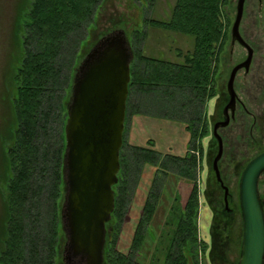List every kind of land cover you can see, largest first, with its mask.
Here are the masks:
<instances>
[{"label": "trees", "instance_id": "1", "mask_svg": "<svg viewBox=\"0 0 264 264\" xmlns=\"http://www.w3.org/2000/svg\"><path fill=\"white\" fill-rule=\"evenodd\" d=\"M101 2L27 0L21 6L16 38L22 54L12 73L15 86L11 97L13 117L0 132L3 154V168H0L3 199L0 264H19L21 260L27 264H55L61 259V255L56 254L62 234V203L59 201L62 186L58 185L60 177L55 178L52 170L56 167V174L61 173L57 160L65 144L68 98L75 72L86 53L114 29L102 33L87 52H81L77 61H70L77 45L86 42ZM231 2L175 0L166 18H145V23L154 28L191 38L192 48L184 54L181 50L178 52L181 60L145 54L146 29L131 32L133 56L128 108L143 106L153 111L159 95L166 93V98L173 101V107L177 106L181 117L199 106H206L217 95L215 75L220 54L230 35L231 21L225 7ZM69 46L68 62L71 64L67 65L64 55ZM53 134L56 139L53 143L50 139L46 140L48 143L42 139ZM52 149L54 154L50 151ZM44 150L54 158L51 171L40 167L44 159H40L39 154ZM120 161L122 169L114 186L115 208L111 214V231L106 236L103 264H145L147 228L167 189L169 173L175 172L179 173V178H189L193 184L184 199L175 187L177 190L156 244L160 253L161 247L164 248L163 259L158 264H239L243 230L237 221V215L242 216L240 205L234 204L233 211L227 212L222 197L219 201L213 191L210 196H205L211 203L212 216L205 230L209 239L201 236L197 161L187 157H170L163 165L168 172L163 175L155 172L131 247L128 252L120 250L118 243L123 223L143 164H157L160 157L154 149L131 146L128 151L122 149ZM213 177L219 185L214 172ZM43 179H50L51 184H46ZM174 183L177 186V179ZM261 204L264 210V198H261ZM236 251L237 257H233L231 253Z\"/></svg>", "mask_w": 264, "mask_h": 264}, {"label": "rangeland", "instance_id": "2", "mask_svg": "<svg viewBox=\"0 0 264 264\" xmlns=\"http://www.w3.org/2000/svg\"><path fill=\"white\" fill-rule=\"evenodd\" d=\"M237 2L238 0H232V2L225 7V13L230 17L231 21L229 28L230 35L220 54V60L215 75L217 95L209 100L208 103L211 116L209 122L210 135L207 136L204 141L205 146L209 142L210 161L208 163L207 157L204 156L205 159L203 160L206 162L205 181L202 179V183L200 182L199 187L200 233L201 236L208 239L209 234L206 233L205 230L211 222L212 210L210 208L211 203L205 199L204 195L206 196L208 194V196H210L212 191L213 193L215 192V196L219 198V201L220 197H222L224 202L223 206H225V191L221 184L218 185L213 177V160L218 152V140L214 136L213 128L216 122L225 119L223 108L228 103L230 97L227 90V82L231 70L235 65L245 60L248 55L245 46L239 42L232 43L231 30L237 13ZM23 3H27V0H0V132L6 128L13 117L11 97L13 88L15 93V86L12 80V73L22 54L17 44L16 27ZM174 3L175 0H102L96 11L95 21H93L90 26L91 30L86 42L81 41L77 45L76 50L72 53L73 59H70V61H77V57H79L81 52H87L92 42L96 41L102 33L112 28L114 29L110 30L109 33L114 30L123 29L126 33L129 45L132 31L135 29H146L147 37L144 42L145 54L168 60H181L178 52L181 50L182 54H184L187 50L192 48L191 38L174 31L157 29L145 23V18L147 17L166 18L170 14L171 6ZM240 32L244 39L254 48V56L250 70L247 72L245 69H241L236 76L235 89L240 101L237 102L235 117L231 119L229 125L219 128V133L224 141V153L219 162V166L224 183L229 188V210L226 206L224 207L227 212L233 211L234 204L237 206L238 204L240 205L239 185L245 165L251 158L264 150V0H246ZM84 44L87 45L84 47ZM70 50L71 46H69V49L64 55V57H66V59L64 58L65 64H71L68 62V52ZM65 95L67 96V91ZM146 121L147 120L138 122V131H136L137 137L136 139H132L136 144H138L137 142H141V136L144 137L141 129L143 124H145L147 127L149 126L151 130L149 133L150 137L151 134L154 136L151 137L152 139L155 140V136L158 139L161 138V143H163V145L170 144L176 147L177 154L183 155L185 153L188 138L186 123L179 122V131L175 132L170 131V123H145ZM56 125L58 128V122ZM161 125L165 131L170 132L167 134V132L160 131ZM42 139L45 140L44 142H47V139H50L52 143L56 141L54 134L53 136H49V138L42 137ZM163 149V152L169 151V148L164 147ZM50 151L54 154V149ZM43 152L44 153L39 154V158L44 159L40 167H42V170L47 168L48 171L50 168L51 171V164L54 158L52 154L48 155L45 150ZM2 161L3 154L0 138V168H3ZM154 173L155 166L147 165L145 169L143 168L142 170L139 183L123 223L118 243V248L123 252H128L131 247L134 230L141 216V209L148 191L150 190ZM168 179L167 189L157 208V213L152 220V228L156 230L157 233L161 232L160 228H162V226L164 227L165 218L168 214V209L171 206V200L176 189L175 187H177L174 183L176 181L175 175H170ZM181 180L177 189L180 191L182 199H184L190 191V184L189 181L185 179ZM44 181L46 184H51L50 179ZM203 187L208 191L207 193H203ZM259 193L260 197L264 198V173L260 177ZM45 196V198L48 199V196ZM2 200L0 188V215L3 210ZM233 215L232 213L231 216ZM237 221L242 224L243 229V217L240 216V214L237 215ZM61 232H63L62 229ZM148 243V248L145 250L146 259L147 261L149 260L148 263H150L152 257L156 258V256L157 260L161 261L163 259L164 248L161 247L160 253L155 250V243ZM237 252L238 251L231 253L233 257H237ZM26 260L28 261V259ZM19 264L27 263L21 260Z\"/></svg>", "mask_w": 264, "mask_h": 264}, {"label": "water", "instance_id": "3", "mask_svg": "<svg viewBox=\"0 0 264 264\" xmlns=\"http://www.w3.org/2000/svg\"><path fill=\"white\" fill-rule=\"evenodd\" d=\"M246 0H238L232 26V43L246 47L245 60L230 73L229 101L225 119L214 124L218 152L213 170L223 187L229 210V188L224 183L219 162L224 141L219 128L235 116L238 93L237 73L250 70L254 48L244 39L240 26ZM133 52L123 29L102 36L79 64L72 84V100L65 126L67 142V194L62 217L68 232V258L80 257L85 264H103L106 222L115 208V190L120 171L127 98ZM264 171V150L245 165L240 178L239 197L243 217L242 252L239 264H264V210L259 178Z\"/></svg>", "mask_w": 264, "mask_h": 264}, {"label": "flooded vegetation", "instance_id": "4", "mask_svg": "<svg viewBox=\"0 0 264 264\" xmlns=\"http://www.w3.org/2000/svg\"><path fill=\"white\" fill-rule=\"evenodd\" d=\"M129 95L130 94H128V97H129ZM166 97H167L166 93H163V95H159L157 102H156L157 104H156L155 110H153V111L149 110L147 108H144L143 106L140 109H136V108L132 109V108H128V105H127L126 118H125V129H124V135H123V145H122L121 151H122V149H124L125 151H128L129 148H131V146H140V147L151 148V149L156 150L159 153L160 161L154 165L150 162H145L143 164L142 170H143V168L145 169V166H147V165L155 166V172H159L160 175L166 174L168 172V169H165L163 167V165L166 163L167 159L170 157H187L191 160L195 158L197 161V165L195 167V170H197L196 176H197V181H198V184L200 187V182L202 183V179H203V181H205V164H206V162L203 159H205V157H207L208 163L210 161L209 142L205 146V141H204V139L210 135V124H209V122H210L211 116H210V109H209V105H208L209 102L207 103L206 106H204V107L199 106L196 110H190L186 114H183V116L180 117L177 106L173 107L171 105V103L173 101L171 99L166 98ZM15 98L16 97L14 96V99ZM68 99H69V104H68V115H69V106H70V103L72 100V87H71V94H70V97ZM127 101H128V98H127ZM238 101H240V100L238 99ZM201 108H203V109L201 110ZM223 115H224V117H226L224 114V108H223ZM234 117H232V118H234ZM67 119H68V116H67ZM67 119H66V123H67ZM144 120H147L145 123H152V122H154V123L155 122L166 123V124L170 123L171 124V130L170 131H175V132L179 131V128H180L179 122L186 123V131L188 132V138H187V147H186L185 153L183 155L177 154L178 152H177L176 147H174L173 145H170V144L163 145V143H161V138L158 139L155 136L156 141L154 139H152L151 137H154V136H152V134H151V137H150L149 133L151 132V130H150L149 126L147 127V125H145V124H143V127L141 129V132L144 134V137L141 136V138H142L140 140L141 142H137L138 144H136L132 139H136V137H137L136 131H138L137 130L138 122L139 121L144 122ZM149 121H151V122H149ZM66 123H65V126H66ZM160 128H161L160 131L162 130V132H167V134L170 132V131H165L164 128L162 127V125ZM64 137H65V144H64V147H63L62 151L60 152V154L58 153V160H57V163L58 164L60 163L58 166V171H60L61 173L56 174V171H57L56 167H54V169L52 170V174L55 178H57V176L60 177V181H59L58 185L62 186L61 187L62 188L61 189L62 195L60 196L59 201H60V203H62V205L60 207V216H61L60 217L61 218L60 219V225H61V229L63 232H61L62 234L60 235V238H59V244L57 245L58 251L56 254V256L58 254H60L61 259H57L55 261V264H85V262L82 261L80 259V257H71L69 259L68 254H67L68 232H67V227H66L65 221L62 217V209H63L64 203H65L66 194H67V181H66L67 142H66L65 128H64ZM59 146H61V144H59ZM164 147L169 148V151L163 152ZM120 160H121V152H120ZM55 163L56 162H53V166H56ZM120 164H121V167H120V171H121V169H122L121 161H120ZM120 171H119V173H120ZM119 173H118V178H119ZM263 173H264V171L261 173L260 177L262 176ZM141 174H142V172H141ZM208 174H209V169H208ZM170 175H175L178 184H179V180H181V179H185V180L189 181L190 186L193 184V181H191L189 178H186L183 176H181V178H179V176H180L179 173H176V172L174 174L169 173V176ZM154 176H155V173H154ZM154 176H153V178H154ZM140 177H141V175H140ZM153 178H152V180H153ZM139 180H140V178H139ZM259 181H260V178H259ZM138 183H139V181H138ZM138 183H137V185H138ZM178 184H177V187H178ZM137 185H136V188H137ZM114 186H113V188H114ZM136 188H135V191H136ZM203 189H204L203 193H207L204 187H203ZM135 191H134V193H135ZM147 196H148V194H147ZM206 196H208V195H206ZM204 197H205V195H204ZM146 199H147V197H146ZM146 199L144 201V204L146 202ZM144 204H143V206H144ZM143 206H142V208H143ZM141 212H142V209H141ZM156 213H157V210H156L155 214ZM155 214H154V217H155ZM160 229H161L160 231L162 232V228H160ZM109 231H111V217L106 222L105 244H106V236L109 234ZM161 232L157 233L156 230H154L152 228V221L149 223L148 228H147V232H146V238H145L147 244H146L144 250H146V248H148V245H149L148 242L155 243V245H156V243L159 240L160 234H162ZM104 247H105V245H104ZM157 248L158 247H155V250H157ZM145 260H146L145 264H152V263L158 264L159 263V261L157 260V256H156V258L152 257L150 263H148L149 260L147 261V259H146V251H145ZM103 263H104V260H103Z\"/></svg>", "mask_w": 264, "mask_h": 264}]
</instances>
